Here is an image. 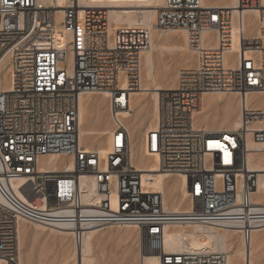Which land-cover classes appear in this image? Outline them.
<instances>
[{
  "label": "built area",
  "instance_id": "obj_1",
  "mask_svg": "<svg viewBox=\"0 0 264 264\" xmlns=\"http://www.w3.org/2000/svg\"><path fill=\"white\" fill-rule=\"evenodd\" d=\"M232 10L240 41L226 64ZM247 11L258 13L254 39L243 33ZM79 23L73 0L65 8L57 0H0V264H19L22 221L62 223L76 247L86 231L132 227L160 264H228L226 253H167L163 239L167 227L220 224L240 226L248 242L254 226L264 227V165L252 167L264 157V108L244 104L240 125L231 131L194 125L208 94H235L244 101L250 92L264 94L262 0H237L234 9L163 0L156 13L155 28L185 31L194 57L192 67L179 71L177 87L160 93L157 122L145 139L157 171L185 179L189 209L184 212L167 210L162 194L143 190L142 173L131 164L123 116L141 86L149 32L122 27L110 35L107 12L97 8L84 9L82 40ZM56 24L73 37L61 49L55 46ZM102 95L111 128L103 158L79 144V101ZM48 157L71 161L72 169H49L42 163ZM83 177L94 180L97 197L88 203L82 198ZM18 180H23L17 188L21 197L11 187Z\"/></svg>",
  "mask_w": 264,
  "mask_h": 264
},
{
  "label": "bare ground",
  "instance_id": "obj_2",
  "mask_svg": "<svg viewBox=\"0 0 264 264\" xmlns=\"http://www.w3.org/2000/svg\"><path fill=\"white\" fill-rule=\"evenodd\" d=\"M75 8L78 9L79 23V39L82 40V19L84 15V9L97 8L104 9L107 12V25L108 33L112 35L117 29L122 27L128 28H143L149 32V50L142 56L143 68L145 71V78L149 85L140 86L138 92H135L130 97L138 98L135 103V109L131 107L123 118H125L127 129L130 134L131 140V164L142 174V188L147 192H153L162 194L163 205L168 210L169 202L173 201L174 194L178 193L179 202L173 205L169 211L172 212H184L189 209L188 201H186V182L183 177H177L178 181L169 184L168 178L157 171L156 159L152 155H148L145 146V139L147 134L154 128L157 122L158 108H159V96L160 93L167 90H174L176 85L167 86L161 84L163 81H171L168 76V71L161 72L155 70V64L152 57L153 52L158 46L155 45L154 38L155 32V19L158 9L162 6L163 0H73ZM201 0V6L212 8H226L234 9L237 6V0ZM71 0H57L60 8H65L70 4ZM264 4V0H262ZM139 9L141 12H136ZM232 42L231 50L225 57L226 64L232 62L235 58L236 52L239 50L240 34L236 25V10H232ZM58 14H62V10H59ZM258 13L256 11H247L244 13L243 18V33L245 38L254 39L259 36L258 34ZM57 20V24H58ZM55 25L54 35L55 46L59 49L63 48L69 42L72 41V33L64 30L62 26ZM182 32V36L185 42V46L178 47L180 54L185 53L188 47V34L185 31ZM207 34L203 35V39L207 37ZM159 48V47H158ZM185 55V54H183ZM186 56V55H185ZM184 58V57H183ZM182 59V58H181ZM229 66V65H228ZM190 68V67H189ZM7 89V87H4ZM235 95V94H232ZM238 96V95H235ZM103 99L105 95H102ZM232 97V96H231ZM224 96L223 93L208 94L202 98L198 112L194 114V125L196 128H205L213 131H231L239 127L240 125V109L242 106L248 108H264V94H258L250 92L246 95L245 101L238 100V103L233 105L232 98ZM234 98V97H233ZM245 102V103H244ZM150 103V104H149ZM100 103L92 98L86 96L82 97L79 101V144L86 150H97L100 156L106 157L110 150V132L111 128H104L102 116L98 112ZM95 108V111H94ZM233 117V118H232ZM149 118L150 123L146 128V121ZM106 126V125H105ZM144 126V127H143ZM147 126V125H146ZM141 131V140L139 147L134 150L135 135L138 130ZM140 133V132H139ZM105 137V138H103ZM139 138V137H138ZM137 139V138H136ZM137 143V144H138ZM96 146V147H95ZM249 147L252 145L249 144ZM137 148V147H136ZM42 163L49 167V169H58L67 167L68 170L72 169V163L67 162L60 157H48L42 158ZM264 165V157H261V161L253 168H260ZM176 177V176H175ZM23 180H18L11 183V187L15 194L19 197L17 188L22 184ZM81 185L86 194L82 196L84 203L95 200L97 196L94 193V180L92 177H83L81 179ZM175 201H177L175 199ZM184 204V206H183ZM36 207H42L38 202L33 203ZM177 205V206H176ZM183 206V207H181ZM25 221L19 222L17 231V241L20 250L19 264H44L43 261L35 259L32 256V250L25 252L24 257L21 251L22 237L30 239L31 243H36L40 234L48 233L54 235L53 242L44 241L41 244V254L48 253L55 244L61 247V244L65 242L66 237H71L72 234L69 231L70 227L65 226L59 222L52 223H30L34 228L33 232H29L25 226ZM28 224V223H27ZM254 226L251 233V238L248 242L242 238L240 234V226L228 227L220 224L214 225H194L191 227H167L165 228L163 246L164 251L167 253H226L228 255V264H254V254H257L260 249H264V236L256 235L263 231L264 227ZM110 228V227H108ZM112 228V227H111ZM125 229H135L132 227H117ZM103 229H92L85 232L84 240L81 247H74L73 254L68 257H63L60 260H52L48 264H110L111 261L103 256L102 251H98V235ZM131 231V230H130ZM133 231V230H132ZM101 235V234H100ZM19 237V238H18ZM122 237V236H121ZM26 239V238H25ZM24 240V239H22ZM73 240V239H72ZM33 245V244H32ZM31 245V247H32ZM64 246V244H63ZM103 247V246H102ZM100 247V248H102ZM263 251V250H262ZM70 253V252H69ZM138 254V253H137ZM68 255V254H67ZM137 256V255H136ZM119 257V256H118ZM117 257V258H118ZM106 258V260H105ZM116 259V258H115ZM123 260V256L120 260ZM120 260H118L120 262ZM134 262V259H132ZM139 260V259H138ZM125 261V260H124ZM138 264H160L159 256L157 254L148 253L140 258ZM123 262V261H122ZM132 263V262H131ZM117 264V263H116Z\"/></svg>",
  "mask_w": 264,
  "mask_h": 264
},
{
  "label": "rangeland",
  "instance_id": "obj_3",
  "mask_svg": "<svg viewBox=\"0 0 264 264\" xmlns=\"http://www.w3.org/2000/svg\"><path fill=\"white\" fill-rule=\"evenodd\" d=\"M219 2H220L219 0H216V3H219ZM135 11L138 13L141 12L139 9H136ZM155 34H156V37L154 38V42H155V45L159 47V48L157 47V49L152 54V57L154 56L153 60H154V64H155V70L158 72H160V69H161V72L163 71V69L168 71V76L170 77L171 81H167V82L163 81L162 82V80H161L160 82L162 85H164L165 87H167L168 85L169 86L176 85L179 71L182 69L189 68V67L193 66V64H194L193 54L190 52L189 47H187L185 53H183L186 56L183 54L181 55L179 52V49H177L178 47L180 48L182 46H185V42H184V39L182 36V32H180V30H159V29H157ZM143 66L144 65H143V60H142V62H141V85L142 86L147 85V84L149 85V82L146 79H144L145 78V71H144ZM146 82H147V84H146ZM224 96H226V97L232 96L231 98H232L233 105L236 106V104L238 103V100H239L238 96H235L232 94H224ZM88 97H90L93 100H96L100 103V105L98 107V112L102 116L104 128L105 127H106V129L110 128L109 119H108L106 111H105L106 103H107L106 99H103L102 96H88ZM141 97H143V96L140 95L137 97H133L131 99V107L133 110L135 109L136 100L138 98H141ZM94 111H95V108H94ZM147 120H148V121H146L147 126L145 125L146 128L148 127V125L150 123L149 118H147ZM125 123H126V121H125ZM126 126H127V124H126ZM143 127L140 130H138L137 134L135 135V140H136L135 145L137 148L134 147V150H136V151L139 147L138 142H140V140H141V137H140V135L142 133L141 131H145V129H146L145 128L143 130ZM103 138H105V137H103ZM168 179H169L168 180L169 184H171V183L173 184L176 181H178L177 176L176 177L170 176V178H168ZM178 198H179L178 193H176V195L174 194V198H173L174 202H171V204L169 202L168 210L171 209L172 203L174 205V204H176V202L177 203L179 202ZM175 199L177 201H175ZM183 206H184V204H183ZM183 206H181V207H183ZM23 226H25V228L29 232L34 231V228L30 224L24 223ZM130 230L126 231L125 229L123 230V229L117 228V227H112V228L110 227V228H107L106 230H103L102 232L99 233V235H98V237H99L98 238V251H100V249H101L103 256L106 257L107 260L110 259V257H111L110 260H113V258H114V261H111L110 264H116V263L117 264H138L140 262L139 260L141 257H143L145 254L150 253L149 251H147V249L145 247V242H144L143 238L141 237V235H139L138 231L136 229H130ZM256 235L264 236V230L257 233ZM20 237H21L20 238V240H21V251H22L23 257H24L25 252H27L28 250H32V256L35 259L40 258L44 264H48V263L52 262V260H60L65 256L66 257L71 256L73 254V249L75 247L72 238L66 237L65 242L63 243L64 246H63V244H61V247L60 246L57 247L58 244L57 245L55 244V246H53V248L48 253L44 254V256L41 257L40 254L42 252V250H41L42 242H44V241L53 242L54 240H56L54 235H49L48 233L40 234L38 241L35 244L31 243L30 239L28 241L27 237H25L26 239L24 237H22V235H20ZM22 239H24V240H22ZM18 243H19V241H17V244ZM31 245H32V247H31ZM100 247H102V248H100ZM19 255H20V250H19V246H18V257H19ZM122 256H123V260L122 259L120 260V257H122ZM106 258H105V260H106ZM132 259H134V262ZM118 260H120V262ZM253 261H254V264H264V249H260L259 252H257V254H254ZM71 264H74V262H71Z\"/></svg>",
  "mask_w": 264,
  "mask_h": 264
}]
</instances>
